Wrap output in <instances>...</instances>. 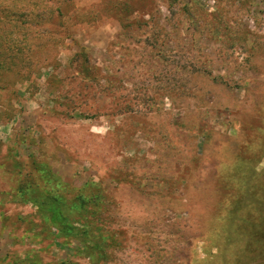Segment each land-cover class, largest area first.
Listing matches in <instances>:
<instances>
[{
	"label": "rangeland",
	"instance_id": "obj_1",
	"mask_svg": "<svg viewBox=\"0 0 264 264\" xmlns=\"http://www.w3.org/2000/svg\"><path fill=\"white\" fill-rule=\"evenodd\" d=\"M0 264H264V0H0Z\"/></svg>",
	"mask_w": 264,
	"mask_h": 264
},
{
	"label": "trees",
	"instance_id": "obj_2",
	"mask_svg": "<svg viewBox=\"0 0 264 264\" xmlns=\"http://www.w3.org/2000/svg\"><path fill=\"white\" fill-rule=\"evenodd\" d=\"M47 180L49 184L52 183L50 188H61L63 190L61 183L48 174ZM42 187L43 189L37 187L34 192V194L38 193L36 196L31 194L29 196L30 189L28 188H23L21 194L28 195L25 200L37 205L45 220L57 228L55 235L61 238H75L84 243H93L94 241L90 237L92 229L88 225L89 222L84 219L89 213V203L96 200L97 196L90 193L84 194L81 191L73 197H68L67 193L51 192L47 185ZM44 187L47 189H44Z\"/></svg>",
	"mask_w": 264,
	"mask_h": 264
}]
</instances>
